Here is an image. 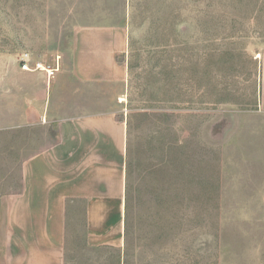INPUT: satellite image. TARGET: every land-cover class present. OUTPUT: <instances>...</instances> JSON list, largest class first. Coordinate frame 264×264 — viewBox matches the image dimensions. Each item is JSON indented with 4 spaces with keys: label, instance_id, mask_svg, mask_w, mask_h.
<instances>
[{
    "label": "rangeland",
    "instance_id": "1",
    "mask_svg": "<svg viewBox=\"0 0 264 264\" xmlns=\"http://www.w3.org/2000/svg\"><path fill=\"white\" fill-rule=\"evenodd\" d=\"M119 32L122 80L63 85L124 126L121 242L88 247L75 206L65 264H264V0H0V208L55 139L22 117L40 71L21 60L70 74L79 34Z\"/></svg>",
    "mask_w": 264,
    "mask_h": 264
},
{
    "label": "crops",
    "instance_id": "2",
    "mask_svg": "<svg viewBox=\"0 0 264 264\" xmlns=\"http://www.w3.org/2000/svg\"><path fill=\"white\" fill-rule=\"evenodd\" d=\"M122 37L120 32L110 38L103 33L79 34L70 74L61 71L52 82L38 74L40 96L22 117L28 125L48 123L55 139L23 161L19 190L1 201L0 264H65L78 205L83 207L88 247L120 246L124 126L111 105L107 109L104 104L92 109L69 106L63 81L70 75L81 86L99 89L122 80L121 67L113 57L121 51ZM260 81L264 109V54Z\"/></svg>",
    "mask_w": 264,
    "mask_h": 264
},
{
    "label": "built area",
    "instance_id": "3",
    "mask_svg": "<svg viewBox=\"0 0 264 264\" xmlns=\"http://www.w3.org/2000/svg\"><path fill=\"white\" fill-rule=\"evenodd\" d=\"M21 63V69L23 71H40L44 74L46 81L49 82L52 80L55 75L57 74L59 70V65L56 63L54 66H45L41 63H34L33 66L31 67L29 64V60L26 58H23Z\"/></svg>",
    "mask_w": 264,
    "mask_h": 264
}]
</instances>
